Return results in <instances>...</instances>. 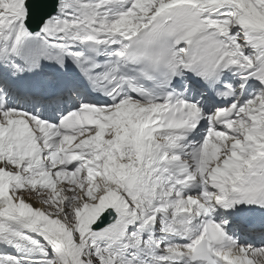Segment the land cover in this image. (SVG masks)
<instances>
[{
	"label": "snow or ice",
	"instance_id": "1",
	"mask_svg": "<svg viewBox=\"0 0 264 264\" xmlns=\"http://www.w3.org/2000/svg\"><path fill=\"white\" fill-rule=\"evenodd\" d=\"M0 264H264V0H0Z\"/></svg>",
	"mask_w": 264,
	"mask_h": 264
}]
</instances>
